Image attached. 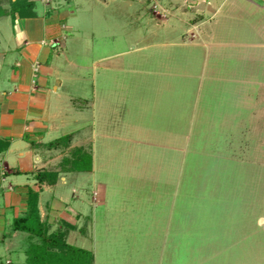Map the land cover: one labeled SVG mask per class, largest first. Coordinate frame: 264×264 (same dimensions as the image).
<instances>
[{
    "label": "rangeland",
    "instance_id": "obj_1",
    "mask_svg": "<svg viewBox=\"0 0 264 264\" xmlns=\"http://www.w3.org/2000/svg\"><path fill=\"white\" fill-rule=\"evenodd\" d=\"M31 1L72 12L74 85L108 106L68 243L95 264H264V0Z\"/></svg>",
    "mask_w": 264,
    "mask_h": 264
},
{
    "label": "crops",
    "instance_id": "obj_2",
    "mask_svg": "<svg viewBox=\"0 0 264 264\" xmlns=\"http://www.w3.org/2000/svg\"><path fill=\"white\" fill-rule=\"evenodd\" d=\"M48 8L36 6L32 18L4 16L10 18V28L7 38H0V264H28L29 244L38 241L13 229L14 220L27 214L30 191H39L40 217L48 233L61 231L68 243L75 222L86 219L87 198L76 194L82 187L75 181L78 174L92 175L96 157L92 155L91 172L62 169V161L73 149H85L88 140L108 139L101 126L108 107L101 88L93 83L86 88L88 95L82 94L79 87L85 77L74 85V75L82 66L74 60L63 35L71 30L66 20L72 12ZM5 43L8 47L4 48ZM36 63L40 72L34 78ZM113 68L121 70L118 64ZM64 136H72L68 145L50 146ZM45 171L57 172L56 183L37 180V174Z\"/></svg>",
    "mask_w": 264,
    "mask_h": 264
},
{
    "label": "trees",
    "instance_id": "obj_3",
    "mask_svg": "<svg viewBox=\"0 0 264 264\" xmlns=\"http://www.w3.org/2000/svg\"><path fill=\"white\" fill-rule=\"evenodd\" d=\"M10 10L0 6V18L4 16L32 18L36 17V3L31 0H12ZM72 136H64L52 142L50 146L68 145ZM68 167V168H65ZM62 169L76 172H91L93 169L92 154L84 148H75L70 157L62 161ZM40 183L54 184L57 181V172H40L37 174ZM39 191H30L28 197L27 214L15 219L13 229L29 233L38 241L30 242L27 249L28 264H94L92 251L67 243L65 234L61 231L48 233L46 222L41 221L38 207Z\"/></svg>",
    "mask_w": 264,
    "mask_h": 264
},
{
    "label": "built area",
    "instance_id": "obj_4",
    "mask_svg": "<svg viewBox=\"0 0 264 264\" xmlns=\"http://www.w3.org/2000/svg\"><path fill=\"white\" fill-rule=\"evenodd\" d=\"M44 45H49V46H52V47H55L58 45V43H54V42H50V43H47V42H43ZM40 72V64L36 63L34 64L33 66V76L34 78H36L38 76ZM33 83L35 84V81H33Z\"/></svg>",
    "mask_w": 264,
    "mask_h": 264
}]
</instances>
